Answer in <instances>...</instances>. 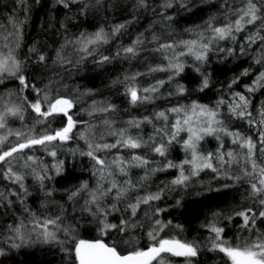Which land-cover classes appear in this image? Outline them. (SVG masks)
Returning <instances> with one entry per match:
<instances>
[{
  "label": "trees",
  "instance_id": "1",
  "mask_svg": "<svg viewBox=\"0 0 264 264\" xmlns=\"http://www.w3.org/2000/svg\"><path fill=\"white\" fill-rule=\"evenodd\" d=\"M163 2L164 0H148V7L143 8L139 6L138 0H76L65 8L57 3V0H0V24L4 25V28L0 29L2 53L7 54L9 49L14 48L17 39V36L10 35L15 31L12 24L7 21L11 16L13 20L22 22L19 24L18 34L20 47L16 49L15 54L25 61L24 75L38 88L44 89L47 86L50 97L62 96L72 99L74 107L69 115H72L73 120L79 121L71 134L72 139L63 143L57 141L49 146L50 150L56 151L55 157L41 146H35L32 149H25L24 153L18 154L20 157L18 160H13L16 170L24 175L23 183L27 188V195L21 192L23 203H19L17 197L10 195L18 185L0 178V191L8 193L13 201L11 208L0 209V249L5 253L0 255V264H69L65 253L60 251L57 244L31 243L20 248L10 247L9 238L12 232L9 226H17L26 216L31 219V216L24 212L25 208L30 209L37 217L61 215L64 224L72 225L79 238L94 240L99 236L95 218L82 210L87 194L83 193L72 201L68 199L69 190L79 187L83 182H87L90 188L96 184L97 178L92 174L93 162L89 157L81 155V152L87 151L86 140L80 138L81 134L85 137L98 136L105 131L101 121L109 119L115 128H127L129 134L140 136L144 141H149L150 137H155L159 141L157 129L164 127L166 122L157 119L155 113L177 103L190 104L192 101L213 106L221 98L230 100L233 92H245L244 85L252 83L255 69L259 67L254 63V59L260 55V49L257 44H252L247 47L246 54H240L239 45L248 33L246 28L244 32L236 34L235 41H219L214 44L212 51L208 53L207 62L200 64L201 72L195 71V66L199 62L192 56L180 57L185 63L184 72L172 82L166 83L159 92L152 94L151 101L133 105L126 94L127 86L143 89L154 84L156 80H166L168 76L166 72L148 71L150 67L166 65L165 57L172 55L171 51L162 53L155 50L157 43L152 41L153 34L160 38V43L195 39L210 17H215L213 23L219 25L225 15L234 19L231 16L232 9L242 6V0H189L187 7L182 8L174 0L171 8L164 9L161 7ZM166 16H171L172 19L167 20L164 18ZM121 24L125 27L112 35V29ZM100 28L109 34L108 42L88 45L92 50L91 55L80 51V45L70 43L80 38L82 33L91 35ZM138 37L143 39L144 43L137 45V54L124 53L123 48L132 46ZM33 47L36 49L35 54L29 52ZM229 47L236 49L235 55L216 50ZM58 51L71 63L58 62L56 56ZM40 53L46 57L43 63L37 58ZM104 56L110 59L99 63ZM250 66L252 75L240 76L244 69ZM137 73L140 75H136ZM201 73L209 78V87L202 92L199 91ZM134 75L136 76L134 80L125 79ZM237 76H240V81L229 88L231 81ZM177 83L185 86L186 93L183 96H169L170 91L175 92ZM20 89L19 81L14 78H7L0 84V96L3 97L0 101V111H3L5 104L23 105L24 97L33 102L37 98L36 93L30 88L23 91ZM250 97L252 104L249 110L252 111V119L259 122L264 89L251 93ZM94 103L97 106L115 105L116 111L89 115ZM221 111L225 112L226 108L222 107ZM23 115V120L9 117L7 127L0 129V139L4 140L0 143V149L17 143L15 133L18 131L36 135L59 129L67 123V117L60 114L49 117L50 123L37 124L36 120L39 118L27 107L23 108ZM144 117L151 118V122H142L139 128L127 123L133 119L143 121ZM172 122L174 116L169 114L167 123ZM226 126L230 130L240 131L243 135L258 140V127H250L247 120L232 118L226 121ZM29 129H32L31 133ZM186 135L181 133L183 138H186ZM115 139L116 137L108 135L104 137V142L112 143ZM221 141L224 144L223 151L231 150L241 155L245 151L232 144L231 138L223 134ZM221 141L207 136L200 142L198 151L205 155L210 152L216 153ZM133 153L146 156L152 161L150 168L161 167L166 160L180 164L189 158V154L179 142L169 146L166 158L153 153L147 146L139 149L122 148L118 154L130 159ZM116 154L117 149H112L111 153H99L109 160ZM27 155L36 158L35 164L28 162L31 167L23 166L25 163L23 157ZM256 155L257 163H261L264 157H261L259 152ZM61 162L63 170L57 175L55 166ZM213 166L217 167L218 171L205 168L197 175H192L191 166L184 165L185 175L189 179L183 185L171 184V181L179 176L177 168L156 171L149 175L148 179L142 182L138 193L145 195L162 191L161 199L148 205H140L136 216L131 218L137 227L129 229L125 239L136 246L146 247L151 243L147 232L151 230L152 222L155 219L165 223L171 221L159 236L199 244L200 251L198 256L193 258V264H225L226 258L222 253L209 250L214 235L209 231V226L215 224L224 228L223 238L229 242L239 243L240 238L247 236L248 233L241 227L243 219L235 213L248 207L258 210L259 204L250 196L248 181L251 177H243L240 171L243 166L242 160L239 164L224 167H220L214 160ZM32 169L37 172L46 170L48 176L52 177L44 181L45 188H41L40 182L32 174ZM145 171L146 169L139 167L129 168L128 178L134 182L138 181ZM237 176L243 178L237 180ZM117 179L122 177L117 176ZM46 190H51L52 195L47 196ZM105 203L110 207L107 202ZM118 206L125 207L123 203ZM156 209L164 211L156 213ZM130 215V210L113 212L107 219L110 223H119L121 218L128 219ZM255 230L264 232V221L258 219ZM57 235L61 240L64 239L63 233ZM111 235L114 236L115 233ZM169 259L172 264H184L182 257Z\"/></svg>",
  "mask_w": 264,
  "mask_h": 264
},
{
  "label": "snow or ice",
  "instance_id": "2",
  "mask_svg": "<svg viewBox=\"0 0 264 264\" xmlns=\"http://www.w3.org/2000/svg\"><path fill=\"white\" fill-rule=\"evenodd\" d=\"M76 0H57V3L68 8L70 3ZM174 0H164L161 5L162 8L167 9L173 6ZM180 7L186 8L189 0H175ZM139 6L143 8L148 7V0H138ZM230 18L225 15L224 20L219 25L214 24L215 17H210L205 22L203 29L197 33L195 39L180 40L168 43H160V38L155 34L152 35V41L157 43L156 51L168 52L171 51V56H166L167 64L164 66L150 67L148 71L166 72L168 73L166 80H156V82L149 87L139 89L135 86H127L126 94L130 97V102L133 105L143 102H149L153 99V95L159 92V89L164 87L166 83L172 82L175 77L179 76L185 70V63L181 61L180 57L190 55L195 61L199 62L195 66V71L201 72L200 64L207 62L208 53L212 51L213 45L219 41H235L237 33L244 32L248 29V33L242 38L239 45L240 54H246L247 47L252 44H257L260 49V55L254 59V63L259 65L255 69V75L252 77L251 84H245V92H233L230 100L221 98L213 106L200 104L192 101L190 104H175L164 111L155 113L157 119L165 121V126L157 129V135L160 137L159 141L155 137H150L149 141H144L140 136H133L129 134L127 128H115L113 122L109 119L101 121L105 131L98 136L90 135L85 137L81 134L80 138L86 140L87 151L81 152L93 162V176H95V187L90 188L87 182H83L79 187H76L68 192V199L70 201L80 197L83 193L87 194V199L84 201L83 211H87L95 218L96 227L99 236L94 240H85L79 238L78 233L72 225H65L61 215H53L46 217H37L30 209L25 208L24 212L31 216L28 219L26 216L15 227L9 226L12 236L9 238L10 247L20 248L21 246L31 243L43 244H57L60 246V251L65 253V258L69 264H172L169 257H182L184 264H193V258L197 257L200 251L199 244L182 241L175 238H163L159 233L164 230L171 221L167 223L160 219H155L152 228L147 232V236L151 241L146 247H139L126 240L128 230L136 228L137 224L131 218L135 217L140 205H148L153 201L161 199L162 191L156 193H148L139 195L138 189L142 187V182L146 181L149 175L156 171H164L170 168H177L179 176L171 181L173 185H183L189 177L185 175L184 165L191 166V174L197 175L199 171L209 168L214 172L218 171L217 167L213 166V161L218 162L220 167L230 166L232 164H239L243 161V166L240 171L243 177H251L248 181L250 187V196L258 201L259 208L254 210L251 207L243 211L236 212L235 215L243 219L242 228L247 230L248 235L240 238V242H229L223 238L222 234L224 228L217 227L215 224L209 226V231L214 235L211 238L210 251H218L226 258L225 264H264V232L255 230L256 221H264V160L257 163V152L261 157H264V102H262L259 110L261 119L259 122L252 119V111L249 110L252 104L251 97L247 93H255L260 89H264V0H242V6L232 9ZM171 20V16L164 17ZM8 23L12 24L15 31L10 35L17 36L15 47L9 49L7 54L0 52V84L4 83L7 78H14L19 81L21 91L24 89H31L36 93L35 101H28L24 97V104H5L3 111H0V129L7 127L9 117H16L20 120L24 119L23 108H30L39 118L36 120L37 124L50 123L49 117L62 114L67 117V123L52 131L42 132L40 134L32 135L22 132H16L18 142L9 145L6 149H0V178L8 180L18 185L15 191L10 193L15 196L19 203H23L21 192L27 195V188L25 187L24 175L16 170L13 165V160H18V154L24 153L25 149H32L35 146H41L48 151L53 157L57 155L55 150H50L49 146L54 145V142H66L72 139V132L79 121L73 120L69 111L74 107V101L62 96L50 97L47 92V86L44 89L38 88L36 84L31 83L23 73L24 60L18 58L15 54L16 49L20 47L18 34L20 31L18 22L13 20L11 16L7 18ZM251 26V27H249ZM125 25H117L112 29V35L120 32ZM4 28L0 24V29ZM109 34L103 28H100L95 33L89 35L82 33L80 38H77L70 43L80 45V51L92 54V50L88 45L98 43H107ZM144 40L138 37L132 46L124 47L123 52L126 54H137V45H142ZM8 47V45H5ZM179 49V51H176ZM218 52H226L228 55H235L236 49L229 47L227 49L217 48ZM29 52L36 53L35 47L30 48ZM119 55V53H117ZM57 61L66 64L71 63L61 56L58 51L56 53ZM38 61L45 62L46 57L43 53L38 54ZM30 59V58H29ZM110 58L104 56L99 63L108 61ZM57 61H54L57 62ZM136 75H140L137 73ZM202 80L199 86V91H204L209 87V78L206 74L201 73ZM252 75L250 68L244 69L240 76ZM240 76L235 77L229 88L233 84L240 81ZM136 76L125 77L126 80H134ZM187 89L183 84L177 83L175 92H169L168 95L183 96ZM3 97L0 96V101ZM226 108L225 112L221 108ZM116 107L112 104H101L97 106L95 103L92 106V111L89 115L95 113H109L115 112ZM169 114L174 116V122L168 124ZM232 118L247 120L250 127H258V140H253L252 136H245L240 131L230 130L226 126V121ZM142 122H151V118L144 117L143 121L135 119L127 123L135 128L140 127ZM32 129H29V133ZM91 132V128H90ZM181 133H186V138L181 137ZM11 134V132L9 133ZM221 134L230 137L232 144L239 149L245 150L243 154L235 151H223L224 144L221 141ZM116 137L112 143L104 142L105 136ZM212 136L219 144L216 153H207L206 155L199 152V144L205 137ZM179 138V140H178ZM4 140L0 139V143ZM174 142L182 143L183 149L189 154V158L184 159L180 164H176L171 160L166 162L158 168H150L149 165L153 163L146 156L133 153L130 159H125L119 155V150L122 148L139 149L147 146L153 153L160 157H167L169 146ZM259 145V147H258ZM112 149H117V154L109 160L107 157L99 155V153H111ZM227 157V159H225ZM239 157V158H238ZM25 160L24 167H31V164L36 163V158L32 155L23 157ZM28 162H31L29 164ZM250 165V167H249ZM6 166V167H5ZM132 167H139L146 169L145 174L140 177L138 181H132L128 178V169ZM56 174L59 175L63 170V163H58L56 166ZM32 174L40 182L41 188H45L44 181L50 180L52 177L48 176L47 171L37 172L32 169ZM117 176L122 179H117ZM242 176H237L240 180ZM229 185H225L228 187ZM47 196H51V190H46ZM110 207L106 206V203ZM124 204L121 208L118 205ZM179 203V201H177ZM13 201L9 198V194L0 191V209L11 208ZM130 210L131 215L128 219L121 218L119 223H110L107 219L113 212H127ZM156 213L164 211L163 209H156ZM27 221V223L25 222ZM29 225L31 227L29 228ZM58 233L64 234V239L61 240ZM115 233V235H111ZM107 238V239H104ZM18 241V242H17ZM128 245V246H126ZM0 249V255H4Z\"/></svg>",
  "mask_w": 264,
  "mask_h": 264
},
{
  "label": "rangeland",
  "instance_id": "3",
  "mask_svg": "<svg viewBox=\"0 0 264 264\" xmlns=\"http://www.w3.org/2000/svg\"><path fill=\"white\" fill-rule=\"evenodd\" d=\"M0 52H2V48H1V47H0ZM250 94H251V93H247V95H249V96H250Z\"/></svg>",
  "mask_w": 264,
  "mask_h": 264
},
{
  "label": "water",
  "instance_id": "4",
  "mask_svg": "<svg viewBox=\"0 0 264 264\" xmlns=\"http://www.w3.org/2000/svg\"><path fill=\"white\" fill-rule=\"evenodd\" d=\"M73 110V108L69 111V113Z\"/></svg>",
  "mask_w": 264,
  "mask_h": 264
},
{
  "label": "bare ground",
  "instance_id": "5",
  "mask_svg": "<svg viewBox=\"0 0 264 264\" xmlns=\"http://www.w3.org/2000/svg\"><path fill=\"white\" fill-rule=\"evenodd\" d=\"M235 61V60H234ZM233 63V62H232Z\"/></svg>",
  "mask_w": 264,
  "mask_h": 264
}]
</instances>
